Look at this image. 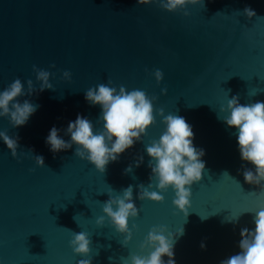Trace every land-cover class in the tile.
Wrapping results in <instances>:
<instances>
[{
    "label": "water",
    "instance_id": "obj_1",
    "mask_svg": "<svg viewBox=\"0 0 264 264\" xmlns=\"http://www.w3.org/2000/svg\"><path fill=\"white\" fill-rule=\"evenodd\" d=\"M246 7L256 15L249 18ZM34 65L52 74L54 89L39 91ZM157 69L164 74L159 83ZM17 78L25 92L29 79L37 90L20 102L28 99L39 107L21 127L0 118V131L20 137L15 157L0 139V264H79L81 259L130 264L131 255L152 251L142 245L161 226L165 235L177 236L176 264H221L241 251V229H255L264 192L245 181L243 171L255 172V166L241 159L238 130L224 122L228 113L221 108L233 96L245 105L264 102V0H204L176 12L137 0H0V91ZM101 83L158 98L155 123L104 173L76 156L75 144L53 153L46 143L53 127L70 141L66 129L78 114L95 132L103 130L101 107L85 99L86 91ZM161 108L165 115L183 117L192 126L194 146L205 152V171L192 186L187 216L174 205L171 187L160 193L163 202L139 199L140 185L160 191L146 147L166 130ZM35 155L44 157L45 167ZM129 186L139 215L130 218L133 235L124 245L126 235L103 207ZM79 232L90 235L89 256L75 254L70 245Z\"/></svg>",
    "mask_w": 264,
    "mask_h": 264
},
{
    "label": "clouds",
    "instance_id": "obj_2",
    "mask_svg": "<svg viewBox=\"0 0 264 264\" xmlns=\"http://www.w3.org/2000/svg\"><path fill=\"white\" fill-rule=\"evenodd\" d=\"M154 2L169 12H176L189 4L203 5L204 0H137L140 5ZM243 12L249 18L256 15L250 7H246ZM184 15L188 16L190 13L185 11ZM33 70L36 72L37 80L41 82L39 91L54 89L49 82L52 75L49 71L37 68L35 65ZM154 75L158 83L164 79V74L159 69L155 70ZM63 76L71 80L69 71H65ZM27 85L28 89L25 92L24 84L17 78L6 89L0 91V118H9L13 127L26 125L39 107L28 99L23 102L18 99L22 96H31L37 91L31 79L27 81ZM163 92L167 94V89H163ZM85 99L91 105L101 107L100 119L103 121V130L99 133L95 132L93 123L78 114L76 120L70 121L66 129V134L71 136L70 141L62 139L59 130L53 127L46 138V143L53 153L70 149L75 144L77 146L75 155L89 161L97 170L104 173L110 162H116L121 154L132 148L137 141H141L142 136L146 135L149 127L155 123L153 101L158 98L149 97L145 91L139 89L128 91L124 86H120L117 91L115 87L101 83L88 89ZM221 111L228 113L224 117V122L238 130L237 140L241 159L255 166V172L251 169L243 171L245 181L259 185L260 192H264V183H262L264 182V102L257 101L245 105L239 102L238 96H233ZM159 114L163 117L166 130L159 140H153L146 147V152L152 158L151 161H155L154 164L150 162L149 167L152 170V178L158 180L155 186L160 191H150L152 184L148 187L140 185L139 199L163 202L164 196L160 193L171 187L175 191L174 205L187 216L191 204L192 186L202 179L205 171L206 165L202 160L205 152L194 146L192 126L183 117L174 114L165 115L163 108L160 109ZM0 139L11 150L12 155L17 156L19 135L13 138L6 131H0ZM35 160L40 167H45L43 156L35 155ZM142 162L141 156L136 166L139 167ZM125 171L131 172L132 167L129 166ZM122 193V196H112L104 203L103 212L116 230L126 235L124 241L126 245L133 235L129 228L130 218L137 217L139 209L133 202L132 186L124 189ZM235 220H238V217L231 219L230 222ZM254 223V230L241 229L239 241L241 251L221 261V264H264V208L255 212ZM97 224L102 227L105 224V217H99ZM166 231L163 226L154 227L142 245V248L151 247L152 251L147 256L131 255L130 264H176L174 248L177 236L165 235ZM179 235H183V231ZM89 237L86 232L74 233L70 245L75 254L90 255L92 241ZM201 247L206 246L202 244ZM165 256L168 257L167 261L163 259ZM79 264H92V262L90 259H81Z\"/></svg>",
    "mask_w": 264,
    "mask_h": 264
}]
</instances>
